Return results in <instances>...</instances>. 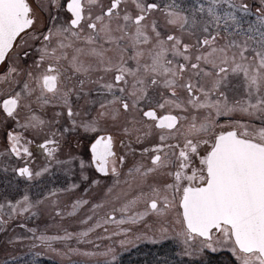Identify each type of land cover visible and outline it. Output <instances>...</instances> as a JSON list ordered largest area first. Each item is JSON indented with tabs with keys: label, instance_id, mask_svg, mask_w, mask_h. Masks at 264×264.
<instances>
[{
	"label": "snow or ice",
	"instance_id": "snow-or-ice-1",
	"mask_svg": "<svg viewBox=\"0 0 264 264\" xmlns=\"http://www.w3.org/2000/svg\"><path fill=\"white\" fill-rule=\"evenodd\" d=\"M141 242L264 264V0H0V264Z\"/></svg>",
	"mask_w": 264,
	"mask_h": 264
},
{
	"label": "trees",
	"instance_id": "trees-1",
	"mask_svg": "<svg viewBox=\"0 0 264 264\" xmlns=\"http://www.w3.org/2000/svg\"><path fill=\"white\" fill-rule=\"evenodd\" d=\"M155 250L150 243L141 242L122 253L123 264H146V261L151 260V253ZM145 253L148 255H145ZM218 259H222V257ZM37 261L38 264H55V262L43 257H37Z\"/></svg>",
	"mask_w": 264,
	"mask_h": 264
},
{
	"label": "rangeland",
	"instance_id": "rangeland-1",
	"mask_svg": "<svg viewBox=\"0 0 264 264\" xmlns=\"http://www.w3.org/2000/svg\"><path fill=\"white\" fill-rule=\"evenodd\" d=\"M66 223H73L72 221H68ZM111 227V226H109ZM76 229L75 226L72 228V230ZM100 234H103V233H100ZM59 246V245H58ZM134 247V246H132ZM45 254L41 255L40 257H43V258H46V259H49L51 260V262H55V264H58V257H56L54 254H52L51 252H48L47 250H44Z\"/></svg>",
	"mask_w": 264,
	"mask_h": 264
},
{
	"label": "flooded vegetation",
	"instance_id": "flooded-vegetation-1",
	"mask_svg": "<svg viewBox=\"0 0 264 264\" xmlns=\"http://www.w3.org/2000/svg\"><path fill=\"white\" fill-rule=\"evenodd\" d=\"M74 230H76V229H74Z\"/></svg>",
	"mask_w": 264,
	"mask_h": 264
}]
</instances>
